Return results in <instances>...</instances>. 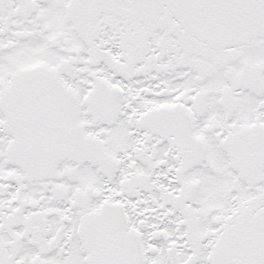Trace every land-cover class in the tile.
I'll list each match as a JSON object with an SVG mask.
<instances>
[{"label": "snow or ice", "instance_id": "snow-or-ice-1", "mask_svg": "<svg viewBox=\"0 0 264 264\" xmlns=\"http://www.w3.org/2000/svg\"><path fill=\"white\" fill-rule=\"evenodd\" d=\"M0 264H264V0H0Z\"/></svg>", "mask_w": 264, "mask_h": 264}]
</instances>
